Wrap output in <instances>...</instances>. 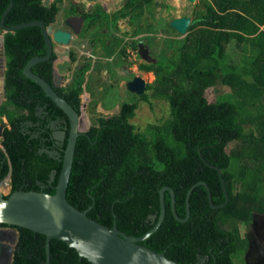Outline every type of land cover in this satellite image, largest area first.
Masks as SVG:
<instances>
[{
	"label": "trees",
	"instance_id": "16d2710c",
	"mask_svg": "<svg viewBox=\"0 0 264 264\" xmlns=\"http://www.w3.org/2000/svg\"><path fill=\"white\" fill-rule=\"evenodd\" d=\"M75 1L54 0L45 6L44 0H13L5 24L40 20L50 25L62 11L66 18L77 14ZM138 1L139 7L137 0H130L112 15L98 5L91 16L81 6L80 15L87 23L80 36L85 38L90 28H96L93 42L104 58L120 50L127 55L123 39L115 33L101 37L99 22L110 17L116 29L120 15L134 18L137 11L142 15L155 4V0ZM9 3L0 0L6 63L0 106V183L10 174L11 191L5 198L18 191L54 195L70 134L69 120L24 75L32 58L46 54V44L39 27L3 34L1 19ZM199 6L195 16L200 19L184 36L170 25L175 33L171 37L163 36L170 30L158 32L155 25L135 30L134 36L156 33L147 37L155 48L156 62L140 64L142 71L154 73L155 80L138 101L122 103L120 117L106 121L98 116L93 124H86L88 131L77 141L67 199L104 226L141 237L159 220L163 187L173 189L180 218L186 217V197L193 189L190 219L179 222L175 218L171 195L166 192L165 218L140 244L180 264L196 263L199 256L210 258L209 264H237L235 259L243 256L247 246L239 237V225L250 221L252 210L264 213V0H201ZM160 33L162 40L157 38ZM132 49L137 51V41ZM56 58L54 54L32 68L51 85ZM70 60L65 85L54 88L80 114L82 95L95 81L88 74L93 64L73 49ZM102 69L95 65L94 71ZM153 100L168 103V117L140 131L131 120L140 102L152 109ZM54 121L62 122L64 140L56 137ZM210 165L222 172L229 196V202L218 210L211 206L207 189L196 186L206 182L213 203H225L221 176ZM0 227L18 231L12 264H47L45 235L5 224ZM50 263L92 264L58 239L51 241Z\"/></svg>",
	"mask_w": 264,
	"mask_h": 264
},
{
	"label": "water",
	"instance_id": "95a60500",
	"mask_svg": "<svg viewBox=\"0 0 264 264\" xmlns=\"http://www.w3.org/2000/svg\"><path fill=\"white\" fill-rule=\"evenodd\" d=\"M84 1L97 2L98 0ZM195 1L196 0H190V2ZM49 4L50 0H44L45 6H48ZM13 5V0H10L8 7L3 13L1 19L3 34L29 27H39L41 29L46 44V54L43 57L36 56L32 58L24 68V75L38 84L43 89L46 96L65 113L69 120L70 134L67 146L64 150L62 171L59 176L55 194L49 195L35 191H18L13 193L9 198H5V195L0 192V224L21 227L45 235L47 264H51L50 245L53 239H58L76 249L81 257L86 258L92 264H180L169 259L164 253H158L142 246L140 242L149 238L161 226L167 212L165 203L166 192L171 195L172 212L175 218L179 222H187L190 217V197L193 189L189 190L186 197V217L180 218L176 212L175 193L173 189L170 187H164L160 191L161 212L159 220L149 232L141 237L128 236L121 232L117 227L110 229L89 218L87 215L88 211H80L69 203L67 199V189L73 168L77 141L80 135L87 132L88 129H86V131L81 130L82 118L78 113V110L61 97L54 87H60L64 84V79L72 67L70 60L71 51L68 49V45L73 40V33L64 29L54 30L51 24L46 25L40 20L20 25L7 26L5 20L13 8ZM197 21L198 20L193 21L191 17H177L171 21V27L180 35L184 36L191 30ZM1 36V47L4 53L5 39L3 35ZM57 45L66 49L58 51L56 48ZM138 53L146 63L150 64L155 62L151 57L149 47L144 45L143 42L139 44ZM54 54H56L57 58L54 61V85H51L45 79L35 74L32 71V68L39 63L49 61ZM2 61V90L4 93L6 70L5 57ZM126 86L132 93L142 95L146 93L148 83L144 77L135 76L132 80L126 83ZM118 109V106L112 109H107L105 110V113L99 114L98 116L105 118L108 114H114L117 112ZM65 135V132H63V140ZM211 167L219 172L222 179L226 201L220 207H224L229 202V196L224 179L222 178V172L215 166ZM10 178L11 176L9 174L6 179ZM198 185H202L207 189L211 206L217 208L212 201V194L208 184L206 182H199L196 186ZM7 235L8 233L6 231L0 229V264H12L13 261L12 258V260L9 259L8 262H5L6 254L8 253L9 256L11 255L10 249L5 245V240H8ZM253 251V244L250 243L245 254L247 264L249 263L248 259Z\"/></svg>",
	"mask_w": 264,
	"mask_h": 264
},
{
	"label": "flooded vegetation",
	"instance_id": "af4514ba",
	"mask_svg": "<svg viewBox=\"0 0 264 264\" xmlns=\"http://www.w3.org/2000/svg\"><path fill=\"white\" fill-rule=\"evenodd\" d=\"M101 1L102 0H98L97 2H99V3H97V2H89V3H96L95 6L90 8V9H87L83 4H81V2L84 3L86 1H84V0H80V2H76L75 1L76 5L78 6L77 7V14L70 15L68 18L65 17L64 24L61 27H57L56 28V29H64V30L71 31L73 33V40H74V38L76 36L80 37V39H82V40H84L85 38H88L87 41H88V43L90 45V48H91L90 52H92V53L89 52L88 56L86 55L87 56L86 58L91 59V62L93 64L91 70L89 71V74L92 76V79L95 80V81L97 79H95L94 76L97 73L99 74V72H97L96 70L94 71V68H95V65H97L96 63L99 60H105L104 62L111 63V65L114 64L115 70L120 75H124V73H125L127 75H134V76H142L143 77V75L146 74V73H148V74L153 73V72L142 71L140 69V64L144 63L145 61L142 60V58L139 56L138 51H139V44L141 42H143L144 45L149 47L151 57L156 62L155 52L153 50L155 48H153L150 45V42H148V39H147V37H149V36L150 37H152V36L156 37V33H142V34H138L137 36H134L135 35L134 34L135 30L137 28L140 29V28H144L146 25H155L154 21L157 18H158L159 21L163 22L167 26L168 30H170V28H168V27H169V25L171 26V21L174 18H177V17H191V19L193 21H196V20L200 19L198 16L197 17L195 16V12L194 11L190 12L188 14H181V15L175 16L173 19L168 20V21L165 19V16L163 14L160 17H157L156 16V15H158L156 13V8L157 7L161 6L162 7L161 11H163L165 9L166 12H167V10L171 9V7H172V5L169 4V3H161V5H159L158 4V0H155V4L156 5L153 4L150 8L146 7V9H145V11H144V13L142 15H140L138 11L134 14V16H135L134 18H133V15H127V16L120 15V17L117 19V26L115 27L116 29H114L113 26L111 25L110 20H109L110 17L108 16L109 19L108 18H104V19H108L109 24H110L109 28H106V27H104L102 25V20L103 19L99 22V24L102 26V29H110L111 32L115 33L116 36H118V37L123 39V46L127 47V55H123L122 54V50H120L113 57H111V58H106L105 57L104 58V57H101L100 55H98L99 54L98 51L101 48L100 47H96V45L93 42V36L95 35L93 28H90L88 30V33L86 34L85 38H82L80 36L81 32L83 31V28H84L85 24L87 23L84 20V18L80 15L81 13H83L81 11L80 7L84 6L85 7V13L93 16V15H95V13L97 11L96 9H97L98 5H100L102 7V9L104 10V12L108 13V15H112L113 13H116L118 11H122V9H124V7L126 5H129L130 0H123L122 3H121V6L119 8H117L116 10L112 11V12H108L107 11L108 4H106V2H101ZM136 5L139 7V1L138 0L136 2ZM64 16H65V13H64ZM58 17H59V15H58ZM58 17L56 18L55 22L53 24H51L52 27H53L54 24L57 23ZM105 17H107V16H105ZM134 19H135V22H133ZM56 29H54V30H56ZM108 31L102 30V34L104 36H106L108 34L107 33ZM168 32H169V34H168L169 36H166V37H171V33L175 34L171 30L168 31ZM158 35H161V33L158 34ZM134 41H137V44H138L137 51L132 49V43ZM157 41H158V39H157ZM73 50H76V49H73ZM76 51L79 53L78 50H76ZM80 56H84V54H80ZM152 63H154V62H152ZM116 64H119V66H117ZM134 66H135V68H133ZM102 70H103V72H105L104 69H102ZM115 78H117V76H115ZM114 81H118V78L115 79ZM116 83H118V82H116ZM110 109H112V108H110ZM108 115H110V116H108ZM108 115L105 117L106 121L112 120L114 118V117L112 118L113 115L114 116L116 115L115 118L116 117H120L121 116V105H120L119 110L117 111V113L108 114ZM61 124H62L61 121H54L53 124H52V128L57 129L56 137L58 139H60V138L62 139L63 138V136H62L63 130L60 129V127H61L60 125ZM224 183H225V180H224ZM222 186H223V184H222ZM225 186H226V184H225ZM226 190H227V187H226ZM223 193L225 195L224 186H223ZM225 198H226V196H225ZM223 204L224 203H218L217 205H215V204L214 205L216 207H220ZM215 209L218 210V209H221V208H215ZM151 218H152V220L155 219L154 217H151ZM189 219H190V217H189ZM228 221H231V220H228ZM241 226H243V228ZM0 229L4 230V227H0ZM238 234H239V237H241L242 240L245 239V241L247 243V246H246V249L244 251L243 256L242 257H237L235 259V262L237 264H247L246 260H245V254H246V252H247V250H248V248L250 246V243H252L253 247H254V251L251 253V256L248 259V261H249L248 264H264V213L263 212H259L257 210H252L250 221L247 222L246 224L241 223L239 225ZM7 238L10 239L9 238V234L7 235ZM9 259H11V255L9 256V254L7 253L6 256H5V262H8ZM209 260H210V258H208V257L199 256L197 262L196 263H192L191 262V264H209Z\"/></svg>",
	"mask_w": 264,
	"mask_h": 264
},
{
	"label": "rangeland",
	"instance_id": "374dc122",
	"mask_svg": "<svg viewBox=\"0 0 264 264\" xmlns=\"http://www.w3.org/2000/svg\"><path fill=\"white\" fill-rule=\"evenodd\" d=\"M54 0H50V3H52ZM66 1V0H65ZM123 0H102L101 2H106L108 4V12H112L119 8L121 6ZM76 2H80V0H76ZM201 0H196L195 2H190L189 0H158V4L161 5V3H169L172 5L171 9L166 10L164 9L161 11V6L156 8V15L157 17H160L162 14L165 16V19L171 20L175 16L181 15V14H188L190 12H195L201 10L199 4ZM99 3V2H97ZM87 9H90L95 6L96 3H89V2H81ZM107 7V6H106ZM65 16L64 12L62 11L59 14L57 23L53 25V28L56 29L57 27H61L64 24ZM155 30L158 32H164L167 29V26L158 20L155 19ZM102 25L106 28L110 27L108 19L102 20ZM105 31H108L107 36L111 33L110 29H103ZM96 31V28L94 29V32ZM169 34V32L167 33ZM157 35L159 40L163 39V36L168 35ZM172 35V34H171ZM2 37V36H1ZM105 37V36H101ZM88 38H85L84 40L80 39V37L76 36L75 39L68 45V49H76L79 51L80 54H84L83 57H87L88 53L91 51L90 45L88 43ZM158 40V41H159ZM84 45V46H83ZM2 43L0 42V66L3 67V50H2ZM58 51H63L66 48L56 46ZM92 53V52H90ZM100 53V49L98 51ZM87 55V56H86ZM134 58V57H133ZM105 60H99L96 64L99 67L104 68L105 72H99L94 77L97 79L92 83L89 84V87L82 95L81 101H83V105L86 103L88 108L85 111V113H82V118L84 117V123L81 126L82 131H86L88 129L86 124L90 125L93 124V121L98 117L99 114L105 113V110L113 108L115 106L122 105L123 102H135L138 101V97L140 95H137L135 93H132L128 90L127 86L125 85V82H129L132 80L135 76L134 75H127L124 73V75H120L114 68V64L111 65V63L104 62ZM135 68V66L133 67ZM69 75V73L67 74ZM66 75V76H67ZM3 72L2 68H0V79H2ZM115 76H117L118 81H114ZM144 79L148 82V84L153 83L155 80V75L153 73L151 74H144ZM114 79V80H113ZM122 80L124 83H122ZM125 80V81H124ZM98 81V84H97ZM68 82V80H67ZM118 82V83H116ZM104 84V85H103ZM65 84H62L63 86ZM104 88V90H103ZM4 101V93L1 88L0 90V106ZM102 102V103H100ZM101 105V106H99ZM153 108L151 109L149 103L146 102H140L139 107L136 110L135 117L131 120L134 125L138 128L140 131H145L147 126L152 123H156L161 118H167L168 113L170 111L169 105L166 102L162 101H156L153 100ZM90 107V108H89ZM106 108V109H105ZM95 109V110H94ZM119 110V109H118ZM117 110V111H118ZM117 113V112H115ZM108 114V113H107ZM117 115V114H116ZM115 115V116H116ZM110 116V115H108ZM114 115L112 116L115 117ZM95 118V119H94ZM106 119V118H105ZM7 122V121H6ZM86 127V128H85ZM11 191L10 187V179H6L2 184H0V192L4 195H8ZM243 228V226H241ZM4 231H6L9 234L10 239L5 240V245L10 249L11 252V260L13 258L14 249L18 240V231L13 228H7L4 227Z\"/></svg>",
	"mask_w": 264,
	"mask_h": 264
},
{
	"label": "built area",
	"instance_id": "2783aa9c",
	"mask_svg": "<svg viewBox=\"0 0 264 264\" xmlns=\"http://www.w3.org/2000/svg\"><path fill=\"white\" fill-rule=\"evenodd\" d=\"M0 68H2V67L0 66ZM87 108H88L87 104L85 103L83 105V101H81V106H80V116H81V118H82V113L84 114L85 111L87 110Z\"/></svg>",
	"mask_w": 264,
	"mask_h": 264
},
{
	"label": "crops",
	"instance_id": "0c3cea01",
	"mask_svg": "<svg viewBox=\"0 0 264 264\" xmlns=\"http://www.w3.org/2000/svg\"><path fill=\"white\" fill-rule=\"evenodd\" d=\"M74 39H75V38H74ZM101 53H102V50L100 49V53H99L98 55H100L101 57H103ZM88 74H89V73H88ZM124 81H125V80H124ZM122 83H124L123 80H122ZM125 84H126V82H125ZM100 103H102V102H100ZM100 106H101V105H100Z\"/></svg>",
	"mask_w": 264,
	"mask_h": 264
},
{
	"label": "bare ground",
	"instance_id": "6f19581e",
	"mask_svg": "<svg viewBox=\"0 0 264 264\" xmlns=\"http://www.w3.org/2000/svg\"><path fill=\"white\" fill-rule=\"evenodd\" d=\"M1 42V41H0ZM1 64H3V63H1ZM2 67V66H1ZM1 88H2V79H0V90H1Z\"/></svg>",
	"mask_w": 264,
	"mask_h": 264
}]
</instances>
